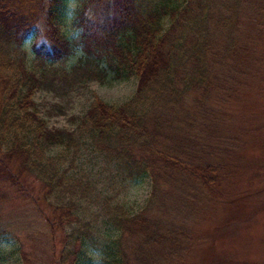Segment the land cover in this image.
<instances>
[{
    "label": "trees",
    "instance_id": "trees-1",
    "mask_svg": "<svg viewBox=\"0 0 264 264\" xmlns=\"http://www.w3.org/2000/svg\"><path fill=\"white\" fill-rule=\"evenodd\" d=\"M63 2L0 0V204L24 192L29 176L41 184L50 244L56 232L69 229L65 253L52 264H72L83 253L78 245L93 239L96 229L82 216L89 206L109 222L108 264L179 261L191 241L186 225L216 186L221 158L233 153L230 135L219 130L222 104L250 67L264 71V53L252 47L264 25V0H78L80 38L58 28ZM245 8L256 29L242 47ZM43 15L51 32L32 47L42 67L36 72L22 42ZM81 45L85 56L71 72L55 64ZM110 75L136 78L134 95L120 107L95 98L73 131L51 128L41 117L35 100L41 90ZM58 148L66 162L51 157ZM90 154L102 159L100 177L86 164ZM145 177L151 194L131 215L114 200L113 187ZM194 183L203 191L194 192Z\"/></svg>",
    "mask_w": 264,
    "mask_h": 264
},
{
    "label": "rangeland",
    "instance_id": "rangeland-1",
    "mask_svg": "<svg viewBox=\"0 0 264 264\" xmlns=\"http://www.w3.org/2000/svg\"><path fill=\"white\" fill-rule=\"evenodd\" d=\"M66 2L64 0L59 9L57 21L60 32L67 36L69 28L63 19ZM244 12L246 15L241 18L238 32L243 39L239 42L242 47L246 35L254 36L256 29L250 23L252 11L245 8ZM38 24L33 45L47 42L51 32L44 15ZM263 40L264 25L252 46L261 53H264ZM25 50L27 66L36 72L42 70L32 48ZM66 62L67 59L55 64L65 68ZM249 71V75L236 80L240 86L236 89L233 85V93L221 108L225 124L220 125L219 130L230 135L227 140L233 153L230 159L221 158L219 176L212 178L216 186L205 191L206 198L198 206L199 214L186 225L191 241L183 256L179 261L161 264H264V71L256 66ZM52 86L51 90H41L35 95L40 115L51 128L73 131L95 98L120 107L134 95L137 82L135 77L117 81L110 75L103 82L77 78L70 85L55 82ZM50 153L53 158L60 157L62 162L69 159L61 148ZM90 159L86 160L88 168L94 177H100L104 172L102 159L91 154ZM22 184L24 192L13 194L10 200L0 204V232L4 238L0 242V264H52L65 253L64 238L69 229L56 232L51 245L50 231L45 225L50 208L41 199V184L33 176ZM150 185L149 178L145 177L124 186H114L118 191L114 200L135 215L145 206L152 190ZM203 189L194 183V192ZM36 201L42 211L35 205ZM89 207L82 216L90 220L96 232L93 239L78 245L83 247V253L72 264H108L103 251L110 237L109 222L103 212H98L95 206Z\"/></svg>",
    "mask_w": 264,
    "mask_h": 264
},
{
    "label": "clouds",
    "instance_id": "clouds-1",
    "mask_svg": "<svg viewBox=\"0 0 264 264\" xmlns=\"http://www.w3.org/2000/svg\"><path fill=\"white\" fill-rule=\"evenodd\" d=\"M79 4L78 0H67L65 10H64V23L69 28V31L67 32V36L69 38H80L83 36V29L76 27V20H77V14H78ZM85 15L91 19L92 18V11L89 9ZM103 20L101 21V23ZM39 29V24L35 26L33 29V32L25 35L23 37V47L25 49H28L29 51L32 48L34 36L36 30ZM43 43V42H41ZM39 44L37 45V47ZM34 55V54H33ZM85 56V52L83 49V46L81 45L79 48L75 49L74 54L70 56L67 59L65 71L71 72L73 67L78 63V61Z\"/></svg>",
    "mask_w": 264,
    "mask_h": 264
}]
</instances>
